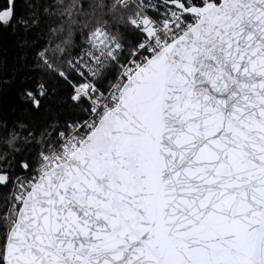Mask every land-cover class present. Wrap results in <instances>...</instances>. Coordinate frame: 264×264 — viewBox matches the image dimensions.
<instances>
[{
	"label": "snow or ice",
	"instance_id": "snow-or-ice-1",
	"mask_svg": "<svg viewBox=\"0 0 264 264\" xmlns=\"http://www.w3.org/2000/svg\"><path fill=\"white\" fill-rule=\"evenodd\" d=\"M5 32L0 264H264V0H0Z\"/></svg>",
	"mask_w": 264,
	"mask_h": 264
},
{
	"label": "trees",
	"instance_id": "trees-1",
	"mask_svg": "<svg viewBox=\"0 0 264 264\" xmlns=\"http://www.w3.org/2000/svg\"><path fill=\"white\" fill-rule=\"evenodd\" d=\"M23 36L9 32L0 34V79L9 80L0 92V114L9 119L22 118L16 89L19 79L28 69L25 67L26 49L22 47Z\"/></svg>",
	"mask_w": 264,
	"mask_h": 264
}]
</instances>
